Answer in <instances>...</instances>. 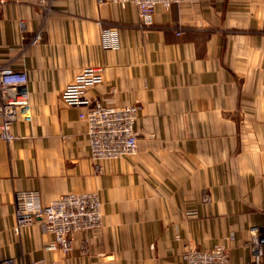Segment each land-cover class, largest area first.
I'll use <instances>...</instances> for the list:
<instances>
[{
    "label": "crops",
    "instance_id": "obj_1",
    "mask_svg": "<svg viewBox=\"0 0 264 264\" xmlns=\"http://www.w3.org/2000/svg\"><path fill=\"white\" fill-rule=\"evenodd\" d=\"M121 46L101 47V28ZM0 62L29 76L31 108L0 138V259L15 264H185L190 245H223L254 264L251 229L264 224V0H186L143 26L132 2L46 0L0 6ZM89 68L87 95L141 106L137 153L90 155L81 109L66 89ZM1 122V119H0ZM43 204L97 193L103 226L68 253L39 223L16 231L15 196Z\"/></svg>",
    "mask_w": 264,
    "mask_h": 264
},
{
    "label": "built area",
    "instance_id": "obj_2",
    "mask_svg": "<svg viewBox=\"0 0 264 264\" xmlns=\"http://www.w3.org/2000/svg\"><path fill=\"white\" fill-rule=\"evenodd\" d=\"M124 6L132 2L138 9L143 26L153 25V16L159 6L170 9L174 4L186 0H110ZM9 2H34L44 5L46 0H0V6ZM101 47L115 50L121 46L119 29L114 26L101 28ZM101 68H89L80 74L64 93L67 105L81 109L80 119L87 124L90 155L99 171L101 163L137 153L138 137L136 124L141 111L138 104L122 108L102 104L88 97V90L102 80ZM29 76L0 62V138L12 141V127L31 108ZM17 216L16 231L23 226L39 223L45 232L54 235L53 248L68 253L72 249L73 237L78 232H89L103 226L102 201L97 193L65 194L50 204H43L35 190L18 192L15 196ZM252 260L264 264V224L251 229ZM185 264H230V252L223 245L200 249L190 245L183 255ZM0 264H15L14 258H2Z\"/></svg>",
    "mask_w": 264,
    "mask_h": 264
},
{
    "label": "bare ground",
    "instance_id": "obj_3",
    "mask_svg": "<svg viewBox=\"0 0 264 264\" xmlns=\"http://www.w3.org/2000/svg\"><path fill=\"white\" fill-rule=\"evenodd\" d=\"M89 193H91V192H89ZM81 194H84V193H81Z\"/></svg>",
    "mask_w": 264,
    "mask_h": 264
}]
</instances>
